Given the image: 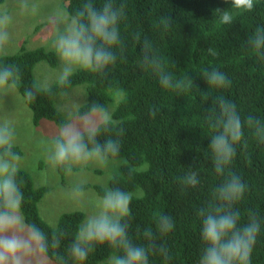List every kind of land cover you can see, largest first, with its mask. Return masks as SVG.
I'll return each instance as SVG.
<instances>
[{
	"label": "trees",
	"instance_id": "1",
	"mask_svg": "<svg viewBox=\"0 0 264 264\" xmlns=\"http://www.w3.org/2000/svg\"><path fill=\"white\" fill-rule=\"evenodd\" d=\"M89 3L97 11L110 3L122 13L117 25L120 46L110 49L117 62L102 73L77 71L67 85L56 82L44 88L38 85L35 66L41 61L56 66L54 50L23 48L0 57V70L9 68L18 76L14 87L32 112L33 124L47 119L63 126L66 120L56 96L77 85H84L86 91L79 114L91 113L93 105L105 111L113 105L114 121L96 126V140L102 144L110 138L121 144L115 158L124 161L109 179V187L133 194L131 216L121 223L126 225L129 242L148 250V264H199L206 245L201 241L203 217L197 216V209L206 208L214 199V189L235 173L247 188L231 211L240 213L238 226L249 223L253 214L259 221L250 264H264V58L253 51L259 39L258 52L264 53V0H254L251 11L237 9L232 0H63L71 19H78L77 12ZM222 11L233 15L232 24L219 22ZM169 17L171 23L166 26L162 21ZM162 59L174 78L187 75L192 79L187 92L159 85L155 62ZM213 67L226 74L230 86L207 85L201 72ZM26 90L35 94L30 103ZM220 96L236 104L242 122L252 119L251 125L244 124V137L235 145L236 155L223 174L215 172L207 148L212 135L208 117ZM3 151L0 148V156ZM12 152L22 154L16 145ZM58 170L61 175L66 172ZM193 171L199 180L195 188L184 183V177ZM15 179L24 195L25 223L44 233L45 256L54 264H75L69 249L85 213L65 212L51 226L39 214L46 187L35 185L23 169ZM93 186L103 194L100 185ZM159 214L169 215L174 222L168 234L157 227ZM54 237L58 247L52 246ZM117 251L106 243L96 245L84 264H104Z\"/></svg>",
	"mask_w": 264,
	"mask_h": 264
},
{
	"label": "clouds",
	"instance_id": "2",
	"mask_svg": "<svg viewBox=\"0 0 264 264\" xmlns=\"http://www.w3.org/2000/svg\"><path fill=\"white\" fill-rule=\"evenodd\" d=\"M232 3L237 9L244 11L254 8V0H232ZM76 15L78 19H73L54 42V53L64 64L57 81L61 87L67 85L77 71L100 74L117 62L116 55L110 49L120 46L117 25L122 13L110 3L99 11L89 3L84 5V11L77 12ZM9 20L7 15L0 18V29H6ZM162 22L167 26L171 23V18ZM219 22L230 25L233 23V15L229 11H222ZM8 39L7 31L0 30V50L5 48ZM260 44L257 39L253 51L264 58V53L258 52ZM209 53L216 55L211 48ZM155 72L159 85L165 90L187 92L192 86L193 81L187 75L174 78L163 59L155 62ZM201 75L212 88H226L231 84L226 74L215 67L210 71L208 68L203 69ZM17 79L13 70H0V89L15 86ZM24 95L29 103L35 99L31 90H26ZM96 108L97 105H93L89 112ZM100 111L105 125L114 121L112 113L103 108ZM210 111L208 128L212 135L207 148L210 149L215 172L223 174L236 155L235 145L240 144L244 137V124L251 125L252 119L249 117L242 122L236 104L222 96ZM97 133L94 121L88 114L81 116L79 126H61L53 139L49 164L66 170L72 165L89 163H96L100 168L106 167L110 158L119 156L121 144L110 138L101 144L96 140ZM13 140L14 130L5 122L0 126V148L4 149L0 156V234H3L0 236V264H25L34 248L41 255L48 252L44 233L34 224L26 233L16 234L18 231L23 232L25 217L22 214L24 195L15 179L19 171L20 154L12 152ZM184 183L195 188L199 183L197 173L190 172L184 177ZM246 188L241 178L231 173L228 180L214 189L213 201L206 208L197 209V216L203 217L200 236L202 243L206 245L199 264H250L260 223L253 214L249 223L238 226L240 213L231 211V205L243 199ZM132 199L133 194L120 187L113 186L103 190L96 203L97 213L88 216L79 225L70 245L71 258L75 264H84L94 246L105 243L118 250L110 258L109 264H148V250L131 244L126 225L121 223L131 216ZM156 219L157 227L162 233L168 234L174 229V222L169 215L159 214ZM53 241L52 246L58 247L55 237ZM121 251L123 255L119 254Z\"/></svg>",
	"mask_w": 264,
	"mask_h": 264
},
{
	"label": "rangeland",
	"instance_id": "3",
	"mask_svg": "<svg viewBox=\"0 0 264 264\" xmlns=\"http://www.w3.org/2000/svg\"><path fill=\"white\" fill-rule=\"evenodd\" d=\"M5 15L10 20L6 29L0 30L7 31L9 39L5 48L0 50V57L23 48L31 50L43 46L53 50L57 36L64 32L73 20L66 12L63 0H4L0 3V18ZM63 67L59 57L56 66H51L45 61L39 62L35 66L38 85L44 88L53 86L58 81ZM85 102L84 85H77L56 96L57 106L66 120L64 125L79 126L82 114L78 111ZM111 106L113 105H108L106 112L112 113ZM88 115L94 121L95 127L103 121V113L99 109ZM5 122L14 130L13 145L22 150L19 169L27 171L35 185L46 187V193L39 202L40 216L51 226H56L65 212L81 210L85 213V219L95 215L98 211V196L102 194L93 185H100L103 189L109 188V179L118 172V166L124 159L110 158L104 168L98 167L96 163L72 165L61 175L58 168L52 167L48 161L53 139L61 126L47 119L37 126L34 125L32 112L14 86L0 89V126ZM29 230L30 227L24 221L23 232L18 231L16 234H24ZM110 258L104 264H109ZM25 264L54 263L34 248L32 255L26 258Z\"/></svg>",
	"mask_w": 264,
	"mask_h": 264
}]
</instances>
